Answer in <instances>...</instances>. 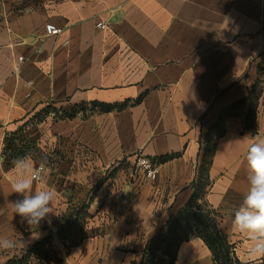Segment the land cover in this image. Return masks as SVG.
<instances>
[{"label":"crops","instance_id":"1","mask_svg":"<svg viewBox=\"0 0 264 264\" xmlns=\"http://www.w3.org/2000/svg\"><path fill=\"white\" fill-rule=\"evenodd\" d=\"M260 139L264 0H0V236L18 242L0 264L48 237L57 264H145L198 181L234 257L260 263L232 226ZM137 155L159 164L154 181L135 173ZM25 156L44 163L33 191L56 193L37 233L11 208ZM80 203L88 216L64 246L56 220ZM175 264L214 263L194 236Z\"/></svg>","mask_w":264,"mask_h":264},{"label":"trees","instance_id":"2","mask_svg":"<svg viewBox=\"0 0 264 264\" xmlns=\"http://www.w3.org/2000/svg\"><path fill=\"white\" fill-rule=\"evenodd\" d=\"M248 100L249 98H246L236 103L232 108ZM94 106L105 112L114 108L113 105L104 104H95ZM69 116L72 117L73 115ZM12 142L13 139L9 141V144ZM203 161L199 180L203 176L205 165L209 163L207 156L204 157ZM201 186L200 181L194 185L193 196L179 213L178 218L171 223L169 230L164 235L158 236L150 244L148 251L143 255L145 264H154V260L157 259L156 254L159 252L170 258L169 264H175L179 245L190 241L194 236L200 238L206 244L212 254L214 264H242L234 257L233 247L228 243L226 236L218 229L212 211L204 201H200L204 195V188ZM85 209V205L80 203L57 218V236L62 245H68L74 230H82L84 218L88 216ZM51 245V238L48 237L27 247L20 255H15L2 264H57L59 262L57 254L48 249ZM257 264H264V260Z\"/></svg>","mask_w":264,"mask_h":264},{"label":"clouds","instance_id":"3","mask_svg":"<svg viewBox=\"0 0 264 264\" xmlns=\"http://www.w3.org/2000/svg\"><path fill=\"white\" fill-rule=\"evenodd\" d=\"M16 179L12 184V193L17 199L11 202L14 216L27 224L29 232L37 233L42 222L52 224V204L56 198L53 190L33 191L38 175L29 157H20L14 162ZM248 190L242 204L234 210L232 226L245 234L250 241L247 254L250 260L264 258V139L249 145L246 154ZM41 170L44 163L40 165ZM30 241H23L25 245ZM17 241L0 236V251H9L17 247Z\"/></svg>","mask_w":264,"mask_h":264},{"label":"built area","instance_id":"4","mask_svg":"<svg viewBox=\"0 0 264 264\" xmlns=\"http://www.w3.org/2000/svg\"><path fill=\"white\" fill-rule=\"evenodd\" d=\"M97 27L99 29L104 30L107 26L104 23H98ZM45 30H46L47 37H57L61 35L62 33V29L56 27L53 24H47L45 27ZM19 61H22V58H19ZM30 87H31V84L28 85L27 88L29 89ZM40 165L41 164H39L35 169V172L37 173L39 177L36 180H40L41 172L43 171L41 170ZM134 165H135V170H134L135 173L137 174L142 173L147 181H154L157 178L158 171H159V164L153 161L152 159H149L145 157L144 155H137Z\"/></svg>","mask_w":264,"mask_h":264},{"label":"rangeland","instance_id":"5","mask_svg":"<svg viewBox=\"0 0 264 264\" xmlns=\"http://www.w3.org/2000/svg\"><path fill=\"white\" fill-rule=\"evenodd\" d=\"M190 228H192V227L190 226ZM156 257H157V259L154 260V264H169L170 258L167 255L165 256L163 253L159 252L156 254Z\"/></svg>","mask_w":264,"mask_h":264}]
</instances>
